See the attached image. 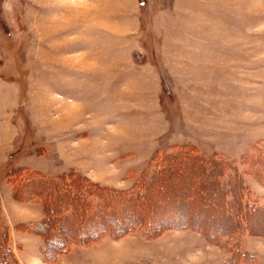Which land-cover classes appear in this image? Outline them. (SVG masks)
<instances>
[{"label":"rangeland","instance_id":"374dc122","mask_svg":"<svg viewBox=\"0 0 264 264\" xmlns=\"http://www.w3.org/2000/svg\"><path fill=\"white\" fill-rule=\"evenodd\" d=\"M18 165L144 191L143 207L89 218L80 190L71 215L59 186L31 228L52 189ZM263 225L264 0H0L4 260L264 264Z\"/></svg>","mask_w":264,"mask_h":264},{"label":"trees","instance_id":"16d2710c","mask_svg":"<svg viewBox=\"0 0 264 264\" xmlns=\"http://www.w3.org/2000/svg\"><path fill=\"white\" fill-rule=\"evenodd\" d=\"M236 168H237V166L235 164L228 162L226 164L224 172H225V170H226V172L228 170L234 171V170H236ZM231 171H230V173H231ZM11 174H13L11 177L14 178L15 181L17 180L19 182H25V183L47 182L48 185L50 186V188L52 189V195L47 197V198L42 199L43 208H44V217H42L39 220V222L32 225L31 228H35L36 225L39 224L38 228H40L42 230H45L46 228L48 229V227L45 228L44 226L46 224H48L49 221H52L54 219V218H51L50 214L52 212L56 211L55 206H59L57 204V202H55V199L58 196L57 191H59V190H56V187H59V186L66 193V195L71 197L74 201L72 204L73 210L71 212V215L73 213H74V215H75V213H77V212H75V210L81 211V209L83 208L82 205L87 206L86 204H88V203L90 204V200L87 201V199H86V202H84V197H83V194L80 190H83L85 194L94 195L98 199L97 202L95 203V214H93V215L91 214L92 216L90 215L89 218H93V217L99 218L98 216L100 214H103V213H105V211L107 212L108 209H110V206L108 205V203H110V202L114 203V201H116V200H118L117 202H119L120 204H123L122 209L124 211H128V209H129L128 207L132 203L136 204L137 209L143 207L142 200H140V201H137V200L140 196H142L144 194V191L139 190V191H135V193H132V191H127L125 189H118L115 187L101 185L95 181L87 179L83 175H77L76 174V176H75V173L72 174V172H69V174H67V175L58 174L57 176H49V175L44 174L39 169L30 170V168L28 166L18 165L15 168H12ZM153 180H156V178H153ZM77 181L82 185V186L80 185L81 189H80V187L78 188V186H75V185H77L75 183ZM139 184H140V182L137 181L135 183V187ZM143 197H144V195H143ZM106 205H108V206H106ZM87 207H89V206H87ZM77 209H79V210H77ZM255 210H257V208H255ZM120 221L122 222L123 220L121 219ZM144 222L145 221L141 219L140 225L142 226L144 224ZM134 223H135V221L133 219H131V217H130L127 225L122 224L121 227L118 229H115V231L116 230L119 231L117 234H120L122 231H125L124 228H126V227H128L127 229H131L130 227L133 226ZM220 226H222V225H220ZM263 228H264V225H263ZM159 229H163V228L159 227ZM246 229L249 232L251 231L250 233H252V231L255 230V229H252L251 221L248 223ZM263 233H264V230H263ZM80 238L81 237L79 236V240H80ZM5 245L7 246V247H5L6 252H5V254H0V261L5 262L6 264H11V263H9L8 260H4V259L6 258L5 256H7L6 254H11V253H13V251H12L11 247H9L6 243H5ZM64 245H65V242H63V244H61V245L57 244L54 247V245L50 246L49 243L46 242L48 255H50L51 253L53 254V251H54V255L57 254L60 250H62L61 246H64ZM0 251H1V242H0ZM244 254H245V256H248L250 259L254 258L255 262H256V258L252 253L245 251Z\"/></svg>","mask_w":264,"mask_h":264},{"label":"crops","instance_id":"0c3cea01","mask_svg":"<svg viewBox=\"0 0 264 264\" xmlns=\"http://www.w3.org/2000/svg\"><path fill=\"white\" fill-rule=\"evenodd\" d=\"M14 105H15V103H14ZM258 258V257H257Z\"/></svg>","mask_w":264,"mask_h":264}]
</instances>
